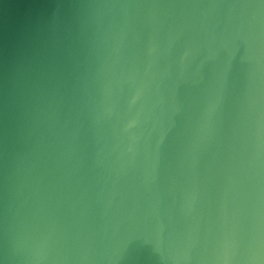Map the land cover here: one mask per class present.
I'll use <instances>...</instances> for the list:
<instances>
[{"label": "water", "instance_id": "1", "mask_svg": "<svg viewBox=\"0 0 264 264\" xmlns=\"http://www.w3.org/2000/svg\"><path fill=\"white\" fill-rule=\"evenodd\" d=\"M0 264H264V0H0Z\"/></svg>", "mask_w": 264, "mask_h": 264}]
</instances>
